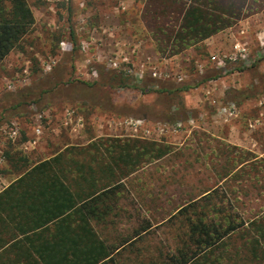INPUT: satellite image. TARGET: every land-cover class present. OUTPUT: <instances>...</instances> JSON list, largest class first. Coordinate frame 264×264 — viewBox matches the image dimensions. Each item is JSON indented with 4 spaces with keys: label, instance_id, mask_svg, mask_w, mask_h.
Instances as JSON below:
<instances>
[{
    "label": "rangeland",
    "instance_id": "rangeland-1",
    "mask_svg": "<svg viewBox=\"0 0 264 264\" xmlns=\"http://www.w3.org/2000/svg\"><path fill=\"white\" fill-rule=\"evenodd\" d=\"M27 2L35 25L0 64V193L58 151L68 154L61 157V175L73 191L87 194L93 186H115L132 166L119 162L118 171L110 172L115 165L110 156L91 158L89 165L80 161L76 146L62 149L77 140L79 130L94 135L98 126L106 131L126 126L128 119L145 120L151 157L136 162L135 172L96 204V217L90 221L108 244L127 242L113 264H163L190 246L195 226L224 229L230 217L240 222L264 216V93L239 104L232 100L233 91L247 95L262 82L264 9L230 27L229 51L200 44L164 58L145 28L146 0ZM235 45L252 62L262 58L254 70L230 71L240 62ZM223 69L224 75L211 79ZM109 71L124 72L145 91L109 89ZM82 82L95 83V91ZM180 83L199 85L172 100L157 93ZM229 103L238 117L223 122L222 128V105ZM198 111L204 116L198 118ZM68 112L72 122L66 125ZM14 125L19 133L11 139L7 132ZM197 125L206 132L194 129ZM37 126V145L24 153L21 146L34 138ZM159 151L165 154L157 161ZM223 242L211 259L221 256L223 262L244 264L236 252L245 241L233 235Z\"/></svg>",
    "mask_w": 264,
    "mask_h": 264
},
{
    "label": "trees",
    "instance_id": "trees-1",
    "mask_svg": "<svg viewBox=\"0 0 264 264\" xmlns=\"http://www.w3.org/2000/svg\"><path fill=\"white\" fill-rule=\"evenodd\" d=\"M145 7V28L156 45L160 44L158 54L170 58L199 46L204 40L233 26L240 18L261 12L264 0H146ZM34 25L35 18L27 0H0V64L19 47ZM72 41L75 46V39ZM261 59L250 65L240 61L230 71L254 70ZM220 72L211 79L227 71L223 69ZM107 75L109 89L145 91L133 83L134 80L130 82L124 72L109 71ZM261 77L260 86L252 87L246 92L249 94L233 91L234 104L264 93V75ZM81 85L87 86L89 91H95L97 86L95 83ZM198 85L180 83L171 88L164 87L157 93L172 100L176 93L187 92ZM98 90H101L100 86ZM180 109L182 114L185 113L184 107ZM164 154L159 151L155 158ZM61 160V156H56L37 163L0 193V264H113L118 249L127 243L119 246L108 244L90 223L96 217L97 202L103 201L119 184L103 189L93 186V191L87 194L73 191L61 175ZM118 160L126 164L133 162L122 155ZM131 171L132 168L123 177ZM191 233L190 246L168 256L163 264H233L223 262L225 259L221 256L211 259L224 246L223 241L233 235L245 241L236 252L244 264H264L263 215L240 222L230 217L224 229L201 224L195 226Z\"/></svg>",
    "mask_w": 264,
    "mask_h": 264
},
{
    "label": "crops",
    "instance_id": "crops-1",
    "mask_svg": "<svg viewBox=\"0 0 264 264\" xmlns=\"http://www.w3.org/2000/svg\"><path fill=\"white\" fill-rule=\"evenodd\" d=\"M178 1L185 2L186 0H178ZM229 30H230V28H227V29L211 36L210 38L204 40L200 44H203L206 47H209L212 49H214V48L219 49L222 52H224L225 49L227 51H229L231 49V43H230V38H229L230 34L228 32ZM191 48L194 49L195 47H191ZM187 50H185L183 53H186ZM188 51H190V50H188ZM164 71L165 70H163V72ZM193 100L195 103H197L196 99H193ZM213 101L216 102L215 100H213ZM187 106H188V104H186V102H185L184 108H186ZM224 107H226L228 110L229 109L233 110V113H232V116H227L223 113L220 114V111L218 112L221 115V116L220 115L219 116L222 117L221 118L222 119V121H221L222 122V124H221L222 128L224 127L223 122L227 123L229 119H233V118L238 117V111H237V108L235 105H232L229 103L226 105H222V108H224ZM202 112L203 111L196 112L197 113L196 115L198 116V118H200L199 116H202V117L204 116V114ZM128 120H126L127 121L125 124L126 126H124V127H114V126L112 127L111 126V127L107 128L106 131H102L101 126H98L97 128L94 129V135H91L86 130H83V129L79 130L78 135H80V136L77 138V140L74 143L65 144L62 150L67 149L68 147H75L76 146L78 148L80 161H84L86 164H89V165H91V161H90L91 158L95 157L98 159L99 156L100 157L110 156L112 158V160H114V164H115L114 166H112V165L110 166L111 167L109 169L110 172H112L114 170L118 171V169H116L117 168L116 166L119 165L120 161L118 159L121 155L123 157L124 156L128 157L131 159V161H133L131 163H127L128 167L132 166V171L126 175V176H129L135 172V168H134L133 164H136V163L134 161L137 159V162H141V160L144 162L145 161L144 157H146V156L151 157V150L152 149L150 146L151 139L148 138L149 129H147V127H149V126L146 124V121L145 120H133V119H128ZM227 127H228V125H227ZM194 129H196V130L201 129L202 131L206 132V130H204L205 129L204 126H203V128H200V126L197 125V126H195ZM204 136L207 137V135H204ZM32 149H34V148H32ZM32 149L30 148L29 151ZM24 153H26V152H24ZM61 154H62V156H61ZM56 156H61L63 159V157L67 158L68 154L66 152L63 153V151H58L52 155L51 154L48 155V157L46 159L41 160L40 162L45 161V160H50L52 158H55ZM69 156L72 157L71 154H69ZM161 158L162 157H158V158L156 157L157 161H159ZM40 162H38V163H40ZM125 177H121L120 179L122 180ZM120 179L117 180L116 184H118V182H120ZM108 187L110 188L113 186L109 185ZM103 188H101V189H103ZM101 192L102 191H100L99 193H101ZM99 193H97L96 195H98ZM109 194L113 195V192H111ZM100 203H102V201L97 202V204H100Z\"/></svg>",
    "mask_w": 264,
    "mask_h": 264
},
{
    "label": "built area",
    "instance_id": "built-area-1",
    "mask_svg": "<svg viewBox=\"0 0 264 264\" xmlns=\"http://www.w3.org/2000/svg\"><path fill=\"white\" fill-rule=\"evenodd\" d=\"M263 36H259V41L263 47L264 45V34H262ZM234 49L237 53H239V56H240V61H244L246 65H250V63L252 62V59H254L253 57H251V59L245 55V49L240 47L239 45H235L234 46ZM264 49V48H263ZM118 65V62H113L112 66L113 67H117ZM221 65H223V68L225 66V60H222L221 61ZM128 72H130L131 70H127ZM154 71V72H153ZM152 72V77L156 78L158 77V73L156 72V70H151ZM181 80V79H180ZM209 95V94H208ZM213 104H215V102L212 100ZM221 113L227 115V116H232V113H233V110H228L226 107L222 108L221 109ZM68 115V123H65L66 125H69V123H71V115L72 113L71 112H68L67 113ZM18 133H19V128L14 125L13 128H11L10 130H8L7 132V135L9 136V138L11 139H15L17 136H18ZM34 138H31L30 140H28L27 142H25L24 144H22L21 148L24 152H27L30 148H35L36 145H37V140L39 138V135L41 134V130H40V127L37 126L35 129H34Z\"/></svg>",
    "mask_w": 264,
    "mask_h": 264
}]
</instances>
